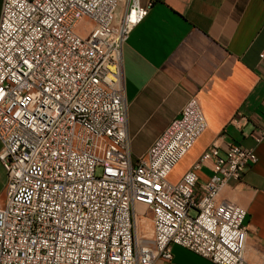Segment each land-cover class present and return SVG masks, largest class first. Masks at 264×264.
Wrapping results in <instances>:
<instances>
[{"label": "built area", "instance_id": "built-area-1", "mask_svg": "<svg viewBox=\"0 0 264 264\" xmlns=\"http://www.w3.org/2000/svg\"><path fill=\"white\" fill-rule=\"evenodd\" d=\"M154 1L129 0L116 23L118 0H4L0 264L171 263L174 245L214 264H250L247 209L219 194L257 162L256 152L239 143L222 152L214 142L179 182L169 180L207 128L198 98L132 158L122 49ZM86 21L92 27L82 34ZM251 135L263 139L264 126ZM206 162L212 174L199 186ZM138 205L152 212V236L142 232Z\"/></svg>", "mask_w": 264, "mask_h": 264}, {"label": "crops", "instance_id": "crops-1", "mask_svg": "<svg viewBox=\"0 0 264 264\" xmlns=\"http://www.w3.org/2000/svg\"><path fill=\"white\" fill-rule=\"evenodd\" d=\"M128 5L129 0H118L116 23ZM122 83L134 161L147 153L191 97L200 102L207 128L172 169L171 182H179L214 142L222 152L231 143L256 152L257 162L241 179L229 180L219 198L247 209L245 257L250 264H261L264 138L256 141L251 132L264 126V0H155L123 45ZM237 114L248 118L242 128L231 123ZM197 174L201 186L210 179L212 164L206 162ZM6 190L7 173L0 161L1 195Z\"/></svg>", "mask_w": 264, "mask_h": 264}, {"label": "rangeland", "instance_id": "rangeland-1", "mask_svg": "<svg viewBox=\"0 0 264 264\" xmlns=\"http://www.w3.org/2000/svg\"><path fill=\"white\" fill-rule=\"evenodd\" d=\"M91 28L89 22H84L79 26V31L82 34L87 33ZM2 192V191H1ZM0 192V205L3 204L4 197H6V192L1 195ZM137 210L139 212L141 229L143 233H146L147 236H152L153 232V223L151 221L152 214L149 208L138 205ZM150 212V213H149ZM174 259L171 261V264H214L209 259L202 257L193 251L189 250L180 245L173 246Z\"/></svg>", "mask_w": 264, "mask_h": 264}]
</instances>
